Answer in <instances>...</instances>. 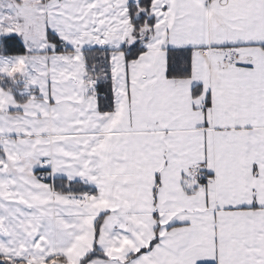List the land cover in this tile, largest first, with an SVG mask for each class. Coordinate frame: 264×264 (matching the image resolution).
Returning <instances> with one entry per match:
<instances>
[{
    "label": "snow or ice",
    "instance_id": "obj_1",
    "mask_svg": "<svg viewBox=\"0 0 264 264\" xmlns=\"http://www.w3.org/2000/svg\"><path fill=\"white\" fill-rule=\"evenodd\" d=\"M0 264H264V0H0Z\"/></svg>",
    "mask_w": 264,
    "mask_h": 264
}]
</instances>
